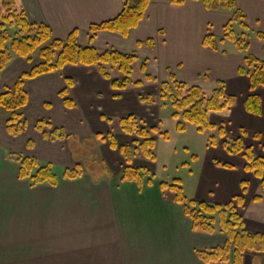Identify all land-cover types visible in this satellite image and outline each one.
Returning a JSON list of instances; mask_svg holds the SVG:
<instances>
[{"label": "crops", "instance_id": "crops-1", "mask_svg": "<svg viewBox=\"0 0 264 264\" xmlns=\"http://www.w3.org/2000/svg\"><path fill=\"white\" fill-rule=\"evenodd\" d=\"M20 1L30 22L48 25L54 39L66 40L78 31L82 47L135 55L141 67L144 60L148 61V75L155 81L146 82L140 68L142 75L134 80L145 81L144 86L133 85L117 92L96 67L86 66H67L60 72L28 81L29 102L24 115L26 125L29 117L33 119L30 131L26 128L29 136L34 137L33 149H27L32 139L25 140L24 147L20 143L24 135L12 138L7 134L5 121L9 114L0 112V140L8 144L0 142V264H206L197 251L224 245L226 235L194 231L184 207L174 201V194L169 196V191H162L161 180H154L151 185L144 181L142 187L124 182L125 160L105 138L112 133L119 148L134 147L136 139L124 134L119 124L121 118L130 115L145 120L148 128L163 131L159 84L170 82L171 76L204 89L208 83L225 82L226 92L236 98V104L223 114H213L211 121L224 124L235 137L240 136L242 129L250 134L264 133V88L256 92L262 114L252 115L245 109L251 92L250 80L239 75V69L245 66L244 53L237 48L224 53L203 46L209 32L215 39H223L232 12L208 11L195 1L173 5L172 0H151L144 19L127 38L99 33L91 39V26L116 19L123 11V0ZM232 1L247 19L251 33L249 53L264 62V40L257 37L264 35V0ZM150 40L153 46L148 43ZM28 66L30 69V64L15 57L1 74L0 84L7 82L0 87L1 92L28 71ZM111 73L114 79L122 78L117 69ZM66 79L73 81L69 96L75 103L72 109L60 97L67 87ZM149 96L155 97L152 103L140 100ZM41 113L48 120L39 119ZM40 120L64 130L67 138L78 136L79 143H84L86 137L94 140L106 168L104 173L94 175L85 171L81 178L67 181L57 172L60 184L55 188H31L29 182L21 181L20 165L8 158L9 152L28 151L27 156L54 165L64 157L69 160L66 168L81 165L74 160L68 144L46 140L36 131ZM170 136L169 141L173 134ZM154 140L156 150L169 142L159 136H154ZM248 140L251 138L244 139L245 144ZM156 162L157 158L154 162L134 158L133 166L148 169ZM216 162L232 168L217 166ZM245 164L242 157L228 153L224 158L213 157L207 173L197 180L199 192L193 201L227 205L242 194V183L246 182L252 187L245 195L242 212L246 230L264 235V190L260 181L244 170ZM255 197L262 201L255 202ZM244 264H264V253H246Z\"/></svg>", "mask_w": 264, "mask_h": 264}, {"label": "trees", "instance_id": "trees-1", "mask_svg": "<svg viewBox=\"0 0 264 264\" xmlns=\"http://www.w3.org/2000/svg\"><path fill=\"white\" fill-rule=\"evenodd\" d=\"M151 0H123L124 7L121 14L114 20L90 28L91 39L99 33L119 34L127 38L130 32L137 28L144 19ZM187 1L201 2L206 10L218 12L228 10L232 18L224 27V37L221 42L232 41L239 52L244 53L245 66L239 69V75L250 80L251 95L245 101V109L249 114L260 116L262 103L256 94L264 88V62L249 53V40L251 33L247 25L245 14L238 9L232 0H172L173 5H183ZM240 27V33H235V26ZM257 37L264 40L263 34ZM214 35L208 33L203 46L213 51H218ZM151 46L154 42H148ZM141 46V44H139ZM226 53V51H224ZM17 57L31 65L28 71L23 72L12 85L6 86L0 93V109L9 114L5 121L7 134L12 138H19L26 131L27 125L24 109L29 102L26 83L39 77L60 72L67 66L96 67L101 76L111 82L114 91H124L131 86L142 87L145 81L133 79L135 55L124 54L114 49L100 51L94 47H82L78 42V31H74L66 40L53 38L50 27L46 24L30 22L20 0H0V79L12 60ZM35 57L38 61L35 62ZM122 75L114 79L112 70ZM148 61L144 60L141 72L146 82L155 81L148 75ZM66 89L60 93L67 108L72 109L75 103L70 99V89L73 81L66 79ZM159 103L161 108H169L171 118L176 122V131L185 133L193 127L198 134L208 136V146L223 148L228 154L242 157L246 164L244 170L253 174L264 190V156L255 152L253 145L247 146L245 138L261 145L264 153V133L250 134L240 130L239 137H231L224 124L216 125L211 121L213 114H223L233 108L236 98L226 92V83L217 82L216 87L209 93L199 85H189L178 82L171 76L168 83L159 84ZM142 102L152 103L149 97H140ZM121 131L134 137V147H118L116 137L109 133L105 139L113 150H118L125 160L123 172L124 182H135L140 187L144 181L153 184L155 177L144 168L133 166L134 158H143L154 162L156 160V142L154 136L169 141L168 132L157 127L148 128L146 121L134 115L119 120ZM36 131L41 133L46 140L55 141L66 137L65 131L53 128L45 120L37 122ZM103 138L102 136H98ZM32 141L27 143L31 149ZM8 158L20 165L19 179L28 181L31 188L40 186L57 187L60 178L56 166L52 163H43L39 159L9 152ZM217 166L231 169L232 166L216 162ZM80 165L74 168H64L62 179L67 181L77 180L83 176ZM163 192L170 191L174 194V201L184 207L185 215L192 221L194 231L212 235L224 234L227 242L212 250H199V259L206 264H244L248 252L264 253V235L246 230L243 219L245 195L248 184L242 183V194L235 197L227 205H219L206 201L189 200L185 195L180 180L173 183L161 182ZM255 202H261V197H255Z\"/></svg>", "mask_w": 264, "mask_h": 264}, {"label": "rangeland", "instance_id": "rangeland-1", "mask_svg": "<svg viewBox=\"0 0 264 264\" xmlns=\"http://www.w3.org/2000/svg\"><path fill=\"white\" fill-rule=\"evenodd\" d=\"M235 33L236 34L240 33V27L238 25L235 26ZM215 41L217 44V48L219 50H223L230 53L236 50V46L232 41L226 40L225 42H221L220 37H217ZM37 61L38 58L35 57V62ZM140 68H141V61L137 60L134 63L133 79L138 80L139 77L142 75L140 72ZM28 70H29V66H28ZM6 83H7L6 81H3L0 84V87ZM215 86L216 85H211L210 83H208L207 87H205V90L210 93L215 88ZM1 90L2 89H0V92ZM154 98L155 97H153V99ZM0 112L7 113L5 110L2 109H0ZM160 113H161L160 121L162 123L161 126L162 130L164 132H168L169 134L172 133L173 138L171 141L165 142L166 144L164 143L159 146V148L156 150L157 162L155 163V166L150 167L147 170L155 177L156 181L161 180V182L173 183L175 180H180L185 195L188 197L189 200H195L199 192L197 187L198 186L197 180L201 175L203 177V175L207 173L209 161L213 157L224 158V155H227V152L223 148L214 150L213 148L209 147L207 135L198 134L193 127H190V130L188 131L187 134L177 133L175 129L176 123L171 118L170 115L171 111L169 108H162L160 110ZM40 115L41 116L39 117V119L46 118L45 113L44 114L41 113ZM32 120L33 119L29 117V120L27 121V129L29 131L31 129ZM28 132L25 131L23 134L24 136L23 135H22L23 137L20 136L22 137L20 143L21 146L24 145L25 147V144L23 142L25 140L32 139L33 146L31 149H33L35 144L33 141L34 137L31 138ZM37 136L41 139V136L39 135ZM230 136L235 137L231 133ZM67 139L68 141H66ZM78 139H79L78 136H71L68 138L63 137V139L60 140L64 141L63 145L68 144V150L73 155L74 160L81 162L80 166L82 167L83 172L87 171L90 174H94V175L103 174L106 168L99 156L94 140H92L89 137H86L84 139V143H79ZM0 142L5 146L8 145L6 142L5 144L1 140ZM251 143L253 144L255 152L259 155L264 156L261 145L255 141L253 142V140L252 141L248 140L246 142V145L251 146ZM18 154L27 156L29 153L28 151H26V154L24 153H18ZM68 161L69 160L64 159V157L58 158V160H56V162L58 163L57 165H55L57 168L56 171L62 173L64 168H66L65 165ZM220 161H222V159ZM248 190L249 191L252 190V187L250 185H248ZM168 195L171 196L173 195V193L169 191Z\"/></svg>", "mask_w": 264, "mask_h": 264}]
</instances>
